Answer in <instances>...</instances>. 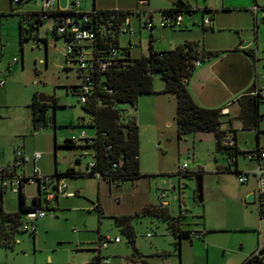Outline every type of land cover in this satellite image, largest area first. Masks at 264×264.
Returning <instances> with one entry per match:
<instances>
[{
  "label": "rangeland",
  "instance_id": "rangeland-1",
  "mask_svg": "<svg viewBox=\"0 0 264 264\" xmlns=\"http://www.w3.org/2000/svg\"><path fill=\"white\" fill-rule=\"evenodd\" d=\"M38 1L24 2L19 11L39 10ZM226 1L227 6L244 4V0ZM199 2L202 6L207 4L213 7L214 11L222 10V0ZM70 5V0H62L63 7L69 8ZM84 5L85 9L92 10L93 0H84ZM124 5L130 6L131 11L135 12L130 18L135 33L132 41L134 44L141 41V44L135 45L131 50L133 58L149 54L151 33L143 28V23L151 15L156 26L153 32L156 51L173 49L185 34L191 41H201L204 47V36L210 41L215 37L211 28H202V9L192 17L183 13L184 25L170 29L161 27L160 21L161 11L174 6L172 0H96L99 9ZM193 19L196 23L192 22ZM186 24L189 30L196 31L181 33L182 30L185 31ZM49 26L50 23L45 22L37 36L47 38L48 45L32 37L25 41L22 52L18 15L11 14V10L0 14V50L4 46L0 54V80L4 78L7 81L6 88H0V147L14 155L21 148L34 153L45 151L46 146L51 145L52 153L47 158L54 171L57 169L66 172L73 165L84 172L90 158L81 156V165H77L75 159L82 153V149L79 146L66 148L63 145L66 140L77 139L82 129L75 125L82 119L88 122L90 117L79 103L78 97L72 94L71 87L76 86L79 80L76 66L67 62L66 42L64 38L48 34ZM231 30L234 29L219 31L218 35L232 32ZM197 34L203 35V38L193 39ZM129 37V34L120 36L122 48L128 46ZM263 38L262 36L258 51V72L256 73L251 60V84L245 91L252 89L257 76L260 86L264 87ZM252 47L255 50L257 45ZM14 58H18L20 62L14 64ZM154 82L155 87L164 83L160 77H156ZM34 92L57 98L59 102L58 108L47 110L42 129H36L32 110L27 107ZM241 96L231 98L230 106L233 111L229 118L239 114L240 109L236 112L234 110ZM119 107L127 110L137 108L140 112L137 124L141 177L112 186L97 177L65 178L69 191L79 190L80 196H60L57 210L47 211L45 219L29 223L37 227L35 239L30 232L19 229L13 247H0V264H89L93 250L99 247L100 236L109 239L120 237L122 241L120 244L112 241L109 249L103 250L105 257L107 251L110 254L107 256L110 264H142L139 260H132L135 249L147 264H242L250 258L264 242V229L260 228L257 205L248 204L247 197H241L240 191L245 187L254 190L255 180L242 185L236 173L225 171L228 155L218 150L213 133L179 137L174 95L142 94L137 105L121 104ZM260 113L259 142L264 146V104L260 105ZM232 127L237 130L239 147L243 152L256 149L255 131L242 130L241 124L236 120ZM86 132L92 134L93 130L86 129ZM55 144L59 146L56 152ZM184 163L188 164L189 172L202 170L201 203L196 197V176L179 174ZM239 164L241 171L247 166H254L243 155H239ZM163 188L168 189L173 208L178 207L177 199L180 197L188 211V215L182 219L183 230L209 231L204 239L194 236L193 239H184L181 246H178L175 236L169 235L172 230L167 222L156 217L136 216L145 206L156 204V195ZM36 189V186L28 184L25 190L36 193ZM98 203L102 207V218L95 210ZM53 207L52 204L51 208ZM5 209L13 212L19 210L18 193L6 192ZM173 213L178 215L177 211ZM124 215L135 216L132 222L136 233L134 245L129 243L127 236L115 224L114 217ZM26 224L28 222L24 221L23 226Z\"/></svg>",
  "mask_w": 264,
  "mask_h": 264
},
{
  "label": "trees",
  "instance_id": "trees-1",
  "mask_svg": "<svg viewBox=\"0 0 264 264\" xmlns=\"http://www.w3.org/2000/svg\"><path fill=\"white\" fill-rule=\"evenodd\" d=\"M26 1L30 0H24V2ZM19 9L15 8L11 0V14L18 15L20 20V42L23 52V46L26 40L32 37L36 41L38 40L36 30L46 20L40 16L35 18L39 15L37 11L20 12ZM208 10L204 9V12H209ZM192 12L193 10L190 4L178 1L175 3V7L164 10L161 14L180 15L183 13L191 14ZM134 13L131 10H99L94 5L92 11L87 14L90 21L85 25V28L95 32L97 36L96 47L98 49H104L106 51L110 48H116L131 54L129 49L122 48L120 45V28L125 20L131 18ZM44 14L57 25H63L66 17L72 14V10H54ZM203 28L204 30L207 29L206 27ZM68 34L58 36L54 33L52 35L55 38H64L67 44L70 35ZM150 35V49L147 56L140 58H133L132 56L122 58L118 60L117 66L110 67L103 72H95L94 90L88 101L82 105L90 117L89 121L86 122L85 119H82L75 125L81 128L82 131H86V129L93 130L92 134L86 132L88 135L94 137L93 145H82L74 140H66L63 145L66 148L79 146L88 149L92 154L91 162L94 163V166L89 168L91 162H88L87 170L84 172L76 170L75 168H68L64 173L56 172L51 175L52 178L61 180L65 178L96 177V173L98 172L100 173V179L106 181L111 186L119 185L126 180L140 178L139 127L135 116L127 118L126 122L122 121V115L125 109L119 106L121 104L134 106L138 104L140 95L156 94L157 91L155 90L154 82L156 77L162 78L164 82V88L160 93L172 94L176 98V121L179 137L181 138L184 135L196 133H213L217 139L218 150L228 155V165L224 168L225 171L234 172L238 175L240 170L236 168L232 171L229 160L232 156L244 155L246 153L241 151L238 146L229 148L221 145V139L226 133L225 130H233L234 120L239 121L242 130L255 131L258 144L256 148L260 146V121L262 117L260 105L264 104V102L261 95H252V92L256 89H251L239 99V114L234 118H229L231 117L230 114L225 115L222 113L225 106L220 108L201 106L194 99L188 88L189 80L199 68L195 66L197 60L203 63L205 60L217 57L218 52L207 51L201 41H186L169 51L159 52L154 49L153 33ZM254 54V51L249 53L253 62H255ZM67 58H72V55H67ZM71 63L76 66L75 61L71 60ZM76 72L78 76L77 66ZM74 89H76V96L78 97V85L74 86ZM30 108L32 110L33 121L37 123L39 120H44L47 110L50 108H58V104L49 105L40 103L38 95H34ZM225 125H229L228 128H223ZM234 133L237 134V130H234ZM58 147L55 144V152ZM201 171H179V174L186 176L195 175L198 179L201 177ZM54 189H56V185H54ZM1 193L4 194L5 191ZM18 195L19 210L17 212H6L3 208L2 197L0 198V247L4 246L7 248L15 245L17 231L19 229L25 231L22 226L28 212L43 207L47 210L49 209L48 203L44 201L42 195L32 199L31 203L28 202L24 188H22ZM196 197L199 202L198 189L196 191ZM95 210H97L99 217L102 218L103 211L101 204L98 203ZM136 216L156 217L161 221L167 222L172 230V233H169V235L175 236L178 246L182 244L184 239H193L194 235H199V239H204L207 233L183 230L182 219L186 215L180 213L178 216H174L169 206L160 204L145 206ZM134 218L135 216L128 215L114 217L115 224L121 228L122 232L127 236L129 243L132 245L135 243L136 236L132 224ZM36 231L30 232L34 238ZM105 239L103 236H100L99 242ZM262 257L251 256L244 264H251L253 262L263 264ZM132 260H139L142 264H147L143 260V256L136 249Z\"/></svg>",
  "mask_w": 264,
  "mask_h": 264
},
{
  "label": "built area",
  "instance_id": "built-area-1",
  "mask_svg": "<svg viewBox=\"0 0 264 264\" xmlns=\"http://www.w3.org/2000/svg\"><path fill=\"white\" fill-rule=\"evenodd\" d=\"M72 14L68 15L65 19V23L62 25H57L52 20H49L47 15L44 13L52 12L55 9L57 0H41L40 9L37 10L38 14L35 18L41 17L42 19L48 21L50 26L47 30L48 34H56L58 36H63L69 33V40L66 44V54L72 55L71 60L76 62L78 67V76L79 83L77 84L78 89V101L80 104H85L90 95L94 90V74L95 72H103L108 70L110 67L117 66L119 59L127 58V51L119 50L116 48H110L109 50L104 51L96 47L97 36L94 31L86 29L85 25L90 21L88 17V12L82 11L81 4L84 0H70ZM12 4L24 5V0H12ZM16 8V7H15ZM67 11V10H63ZM255 14L261 12V18L256 19V23L264 22V8H261L257 5L254 7ZM183 15H162L160 26L164 28H172L180 26L183 22ZM213 22L211 19L207 18L204 21L205 26L211 25ZM155 23L150 18H146L143 23V28L149 30L150 33L155 29ZM123 34H129L130 39L134 37V31L131 27V19L127 18L124 24L120 28V36ZM45 42V40H37ZM95 44V46H93ZM134 45L129 43L125 49H131ZM1 52V50H0ZM105 52V53H104ZM103 54V55H102ZM97 55V56H96ZM96 56V57H95ZM14 64L19 63V59H14ZM116 64V65H115ZM202 62L197 60L195 62L196 67H200ZM6 85V80H0V88H4ZM252 95H261L264 102V88H258ZM223 114H230L229 106H225L222 110ZM122 121L126 122L127 117L122 115ZM233 130H225V135L221 139V145L223 147L235 148L238 146L237 134ZM94 137L88 135L86 131H82L75 141L79 142L82 145H93ZM15 160L13 164L8 166H0V190L2 191H12L13 193H20L22 188H26L29 184L36 186L38 194L33 197L36 198L39 195L44 196V201L47 203L52 202L55 198L64 196L72 197L75 194L69 191L68 185L65 179L57 180L52 178L51 175H44L36 167L32 172L27 173L25 167L31 163L36 162L41 158V153L35 152L31 155L24 153L22 150H17L15 152ZM244 158L248 162L254 163L253 168L245 169L238 174V181L240 184H247L250 179L255 180L256 189H255V204L258 207L259 223L260 228L264 229V146H259L258 148L246 152ZM239 155L232 156L229 160V164L232 166L238 163ZM94 163L89 164V168L93 167ZM189 166L187 163H184L180 167L181 172H186ZM96 177L100 179V173H96ZM56 185V189H54ZM156 204L163 206H170V198L168 189H161L160 192L156 195ZM47 209L39 208L35 211L28 212L25 217V221L28 224L23 226L25 231L34 232L36 230L35 226L29 225V223H34L37 220H41L46 217ZM184 211L182 210V214ZM199 238V235H194ZM119 243L121 240L119 237L114 239L106 238L102 242H99V247L94 251L93 255L90 258L89 264H110L108 257L102 255L103 250L107 249L109 242ZM264 252V243L260 244L259 249L252 255L255 257L261 258Z\"/></svg>",
  "mask_w": 264,
  "mask_h": 264
},
{
  "label": "crops",
  "instance_id": "crops-1",
  "mask_svg": "<svg viewBox=\"0 0 264 264\" xmlns=\"http://www.w3.org/2000/svg\"><path fill=\"white\" fill-rule=\"evenodd\" d=\"M184 2L190 4L191 9L193 10V12L191 14H188L191 17H192V15H194L195 13L199 12L202 9V18H203L202 28L203 27H206L207 29L211 28L212 29L211 31L213 32L212 34L215 36L214 39H211V41L209 40V38L207 36H204L205 46H206L204 48L207 51L218 52L217 57L205 60L202 63V65L194 73L193 77L189 80L188 88H189L192 96L194 97V99L201 106L207 107V108H220V107H224L225 105H228L230 115H232L233 110H232V107L230 106L231 105L230 104L231 98H233L235 95H242L243 96L246 92L251 90L250 89L248 91H245V89H248V87L251 84L253 66H252V61H251L252 59L250 58L249 53H251L252 51L255 52V54H254L255 55V62H253L254 63V69H255L256 73L258 72L257 65H258V61L260 60V58L258 56V51H259L261 38H262V36L264 37V31H262V25H264L263 24L264 22H261V24L258 23V25H256L257 24L256 19L261 18L262 14H261V12L258 14H255L254 7H255V5H257L261 8H264V0H244V4H242L240 6H236V7L227 6V1L222 0V8H221L222 12L219 11V9H215V11H214L213 7H209L207 4H204L202 6L200 4L199 0H195V2H192L191 0H184ZM172 3L174 4V6L169 7V8H164L162 11L169 10V9L175 7L176 1L172 0ZM71 5L69 8L63 7L62 6V0H57V3L55 5V9L56 10H70ZM94 5L96 6V0H93V6ZM21 7H19V8H21ZM96 8H97V6H96ZM10 9H11V0H0V14H4V13L8 12ZM97 9H99V8H97ZM108 9L122 10V11H128V10L130 11L131 10L130 6H128V5H124V6L118 7V8H104V9H99V10H108ZM204 9H209L208 10L209 12H204ZM81 10L82 11H89V10L85 9L84 1L81 4ZM162 11H161V13H162ZM142 13L144 14V12H142ZM207 14H208V16H206ZM225 14H227V15H225ZM150 17L153 20L152 15ZM207 18L211 19L213 22L209 26L204 25V21ZM18 19H19V17H18ZM192 22L196 23V20L193 19ZM184 23H185V20L183 19L182 24L180 26L175 27V28L182 27L184 25ZM43 25L44 24H41L37 28L36 33H38V35H39V31L43 27ZM227 25H231V26H227ZM256 27H258L257 32H255ZM16 28H15V30H16ZM18 28L20 30V20H19V27ZM155 29H156V27H155ZM171 29H173V28H171ZM189 29H190L189 26L186 24L185 31L182 30L181 33H188V32H192V31H196V30H189ZM226 29H234V30H231L232 32H228L224 35H218L219 31H225ZM154 30H153V32H154ZM203 30H204V28H203ZM201 38H203V35L197 34L195 36V38H193V39H201ZM40 39H45L46 40L45 44L48 45V39L47 38L39 36L38 40H40ZM132 40L133 39L129 38L128 45H129L130 41L134 46L141 44V41H139V44H134V42ZM250 40L252 41V44H250L246 48H243L242 47L243 45L241 46L242 43H244L245 41H250ZM186 41H191L187 34H185V37H183V38L181 37V39L178 40V43H179L178 45L183 44ZM254 44L257 45L255 50L252 47ZM120 45H121V42H120ZM3 47L4 46H2L1 52L3 51ZM133 47H132V49H133ZM123 48H126V47L124 46ZM1 52H0V54H1ZM67 62L72 64L70 58L69 59L67 58ZM6 86H7V81H6V85L4 88H6ZM163 88H164V83L163 84L160 83L157 87H155V90L157 91V93H160L163 90ZM253 88H255V89L264 88V87L260 86V81H259L258 76L256 77V79L254 81V86L252 87V89ZM34 95H38V93L34 92V94L32 95V100H33ZM152 100L155 101L156 99H152ZM31 102L32 101L30 100V102L27 104V107H30ZM239 106H240V104L238 103V105L236 106L237 107L236 110H234L235 112L238 109H240ZM31 114H32V112H31ZM123 115L127 118L135 116L136 122H138L140 119V112L137 108H132L130 110L125 109V112L123 113ZM32 118H33V115H32ZM44 126H45V124H44ZM72 140H74V139H72ZM237 141H238V138H237ZM260 146H261V144H260ZM238 147H239V141H238ZM80 148L82 149V153L75 159L77 165H81V156H83L85 158L89 157L90 158L89 162H91L92 161V154L90 153V151L84 147H80ZM239 149L241 151H244L240 147H239ZM254 149L255 148H253L252 150H254ZM20 150H22L24 153H26L28 155L33 154L30 152H27L24 148H21ZM35 152H37V151H35ZM39 153H41V158L36 162L29 163L25 167L27 173L32 172L34 167L38 168L40 170V172L43 173L44 175H53L56 172L64 173L63 171H58L57 169L54 171L53 168L48 164V158L47 157L50 156L52 153V146L51 145H47L45 148V151H42ZM14 155H15V152H14ZM14 155L9 154L4 147H0V166H8L10 164H13V162L15 160ZM78 160H79V162H78ZM250 164L254 165V163H252V162H250ZM252 167L247 166L246 169H251ZM69 168H75L76 170H78L73 165H70ZM86 168H87V165H86ZM236 168L241 170V167L239 164V159H238L237 164H234L231 166L232 171ZM220 169H223V168H220ZM79 171H81V170H79ZM251 180H254V179H250V181L247 184H242V185H248L251 182ZM108 185L111 186L110 184H108ZM68 188H69V186H68ZM255 189H256V186H255ZM255 189L252 190L251 188L245 187V188L241 189L240 196L241 197L244 196V197L248 198L252 194L255 195ZM173 190H175V187L173 188ZM26 191L27 190H25V193H26L28 202L31 203L33 197L38 194V191H37V189H36V193H32V192L28 193ZM6 192L7 191H5L4 194H2L1 190H0V198L2 197L3 208L6 212H13L11 210L8 211L5 209ZM72 193L75 194L74 196H77V195L80 196V194H81V192L79 190H77L76 192H72ZM74 196H72V197H74ZM42 197L44 198V196H42ZM59 198L60 197H57L52 202L48 203V207H49L48 211H54V210L58 209ZM66 198H69V197H66ZM177 201H178V205H177L178 207H176V208H173L172 207V201L170 202L169 208H170L171 213L174 216H178L180 213H182V210H183L184 215L187 216L188 211H186V209L184 208V205H183L181 198L179 197L177 199ZM52 204L54 205L53 208H51ZM248 204L255 205V200L253 202H248ZM173 211H177L178 215L174 214ZM14 212H17V211H14ZM45 218H43V219H45ZM36 230H37V227H36ZM206 232L207 233L204 236V238L209 234V231H206ZM36 235H37V231H36ZM35 238H36V236H35ZM121 242L122 241H120L119 243H116V244H120ZM109 245H110V243H109ZM109 245H108L107 249H105V250L109 249ZM105 254H106V257L110 255L108 253V251ZM102 255L104 256L103 252H102ZM262 258H263V264H264V254H263ZM246 261H244L242 264H244ZM251 264H258V263L253 262Z\"/></svg>",
  "mask_w": 264,
  "mask_h": 264
},
{
  "label": "water",
  "instance_id": "water-1",
  "mask_svg": "<svg viewBox=\"0 0 264 264\" xmlns=\"http://www.w3.org/2000/svg\"><path fill=\"white\" fill-rule=\"evenodd\" d=\"M141 1H145V0H141ZM39 4H41V0L38 1ZM179 5H183V4H179ZM21 5H16L15 7L16 8H19L21 7ZM258 30V27L255 28V32H257ZM250 44H252V41H247L246 43L243 44V48H246L247 46H249ZM131 55H128L127 58H129ZM74 94H76L77 92L74 91L73 92ZM38 100L40 103H46V104H52L53 102V98L46 95V94H40L38 95ZM45 122L43 120H39L37 123H36V129H42L43 126H44ZM198 193H199V202L201 203L203 201V193H202V178L199 177L198 178ZM255 200V195L252 194L250 197L247 198V202H253Z\"/></svg>",
  "mask_w": 264,
  "mask_h": 264
},
{
  "label": "flooded vegetation",
  "instance_id": "flooded-vegetation-1",
  "mask_svg": "<svg viewBox=\"0 0 264 264\" xmlns=\"http://www.w3.org/2000/svg\"><path fill=\"white\" fill-rule=\"evenodd\" d=\"M71 89H72V94H73V95H76V94L73 93L74 91H76V89H74V86H72ZM76 92H77V91H76ZM54 104H59L57 98H53V102H52V104H49V105H54Z\"/></svg>",
  "mask_w": 264,
  "mask_h": 264
}]
</instances>
